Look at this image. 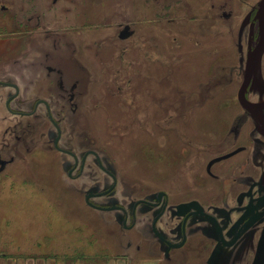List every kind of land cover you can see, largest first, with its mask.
<instances>
[{"label":"rangeland","instance_id":"374dc122","mask_svg":"<svg viewBox=\"0 0 264 264\" xmlns=\"http://www.w3.org/2000/svg\"><path fill=\"white\" fill-rule=\"evenodd\" d=\"M257 1L178 0L166 8L132 2L124 18L133 22L136 35L128 41L99 24L65 28L56 42L37 30L13 48L8 40L13 27L0 21V76L13 58L27 67L34 84L23 90L26 82L22 90L51 103L63 141L71 138L74 151L94 149L107 160L117 176L115 199L131 202L159 190L182 199L195 182L192 169L205 164L203 155L225 151L221 141L239 107V85L223 71L237 58L239 15ZM214 2H227L233 19H222L212 9ZM45 63L62 69L68 89L77 82L74 105ZM3 97L0 149L6 145L4 157L15 160L0 173V243H22L18 251L25 253L31 252L30 242L60 246L69 258L96 256L98 264L105 256L122 254L133 264L156 263L161 253L147 245L137 227L125 228L115 212L86 202L90 187H104L112 177L94 158L80 175L73 171L76 178L68 175L64 164L73 159L55 148L50 137L55 127L43 105L36 119L19 118L31 125H21L22 141H17L13 125L18 118L6 110ZM184 257L195 264L190 255Z\"/></svg>","mask_w":264,"mask_h":264},{"label":"flooded vegetation","instance_id":"af4514ba","mask_svg":"<svg viewBox=\"0 0 264 264\" xmlns=\"http://www.w3.org/2000/svg\"><path fill=\"white\" fill-rule=\"evenodd\" d=\"M141 1L146 5L151 1L160 8H166L178 0H0V21L13 27L8 37L13 48L20 38L35 36L37 30L43 31L46 39L56 42L66 34L65 28L99 24L113 27L115 36L128 41L136 35V29L124 15L125 12L129 14L127 9L132 2L137 5ZM260 1L250 4L246 12L243 10L239 15L236 25L237 58L234 64L227 66V72L223 71L228 74L230 83L239 85L236 98L239 107L221 141L222 147L225 144V151L209 158L203 155L205 164L192 169L195 182L184 198L178 194L179 198L175 200L173 192L159 190L131 202L115 199L117 176L110 170L107 160L94 149L78 154L73 150L71 138L63 141L65 136L63 139L62 127L53 115L51 103L44 98L29 97L23 91L30 89L34 79L26 76L27 67L20 68L17 59L13 58L12 64L0 76V99L4 93L6 110L18 118L13 125L15 139L22 141L21 125H31L28 120L19 118L36 119L37 110L43 105L55 127L50 132L55 148L73 159L64 164L69 169L68 175L76 178L73 171L78 169L77 175H80L88 159L94 158L113 179L111 183L105 182L104 187L99 183L90 187L86 194H90L88 201L93 205L90 206L115 212L117 220L125 228L137 227L147 245L157 247L161 253L158 260L162 264H189L184 257L186 255H190L195 264H264V51L259 70L249 78L244 89L248 108L238 99L249 53L264 47V9H261ZM227 4L218 3L216 6L214 2L212 9H217L218 15L220 12L222 19L229 21L234 17V9H228ZM92 9L97 11L92 12ZM118 10L119 15L116 16ZM48 55L47 52L46 57ZM45 64L48 73L57 74L56 84L65 95L69 92L70 103L74 105L77 82L68 89L62 69ZM26 82L29 86L23 88ZM61 140L68 143L69 148L63 147ZM5 146L0 149V167L6 162L0 173L15 160L13 155L4 157L6 153L8 155ZM225 155V158L211 163ZM96 197H106L109 201L97 204L92 199ZM183 203L190 205H181ZM131 244L129 241L128 245Z\"/></svg>","mask_w":264,"mask_h":264},{"label":"crops","instance_id":"0c3cea01","mask_svg":"<svg viewBox=\"0 0 264 264\" xmlns=\"http://www.w3.org/2000/svg\"><path fill=\"white\" fill-rule=\"evenodd\" d=\"M28 245L31 252L25 253L18 251L23 248L22 243H0V264H98L99 261L96 256L69 258L70 255L62 252L60 246L53 247L38 242H30ZM103 259L102 264H133L132 259L123 254L116 257L105 256ZM155 262L154 264H162L159 260Z\"/></svg>","mask_w":264,"mask_h":264},{"label":"water","instance_id":"95a60500","mask_svg":"<svg viewBox=\"0 0 264 264\" xmlns=\"http://www.w3.org/2000/svg\"><path fill=\"white\" fill-rule=\"evenodd\" d=\"M260 5H261V9L263 10L264 9V0H261L260 1ZM263 51H264V47H260V48H257L255 49L254 51H251L248 55V60H247V63H246V71H245V80L241 86V88L239 89V92H238V99L239 101L241 102V104L248 108V102H247V99H246V96H245V92H244V89H245V86L249 80V78L254 75L258 70H259V67H260V64H261V58H262V54H263ZM227 155H225L224 157L221 156V157H218V158H215L211 161L212 162H215V161H218L222 158H225ZM5 161L4 163L2 164V166L0 167V171L4 168L5 166ZM90 197V194H88L86 196V201L89 205H92V203L90 201H88ZM181 205H190V204H181ZM180 205V206H181ZM93 206V205H92Z\"/></svg>","mask_w":264,"mask_h":264}]
</instances>
